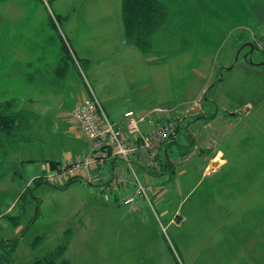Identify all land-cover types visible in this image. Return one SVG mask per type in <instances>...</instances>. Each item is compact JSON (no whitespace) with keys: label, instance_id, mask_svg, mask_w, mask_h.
Returning <instances> with one entry per match:
<instances>
[{"label":"rangeland","instance_id":"obj_1","mask_svg":"<svg viewBox=\"0 0 264 264\" xmlns=\"http://www.w3.org/2000/svg\"><path fill=\"white\" fill-rule=\"evenodd\" d=\"M168 1L169 29L144 55L123 45L120 0H0V101L38 96L31 108L41 116L0 182V240H17L13 264L37 256V236L47 239L43 252L66 230L72 264H264V0ZM50 34L68 37L82 68L71 69L65 86L34 91L19 61L36 62L45 42L49 64L57 55ZM86 86L113 108L164 109L146 123L178 119L168 151L173 174L136 172L147 199L134 194L124 203L118 197L127 191L102 192L106 170L97 185L59 189L40 179V154L69 151L77 160L93 151L65 129L70 95ZM216 157L225 164L210 171Z\"/></svg>","mask_w":264,"mask_h":264},{"label":"built area","instance_id":"obj_2","mask_svg":"<svg viewBox=\"0 0 264 264\" xmlns=\"http://www.w3.org/2000/svg\"><path fill=\"white\" fill-rule=\"evenodd\" d=\"M86 97L76 105L72 117L82 134L91 144L93 151L83 154L82 158L58 163L54 168L48 166L40 178L47 184L61 187L72 179L97 185L101 182L98 169L106 163L120 160L130 174L135 186V195L146 197L149 189L142 186L136 175V160L147 170L160 168L159 147L175 137L178 119L174 117L159 119L148 133L141 131V126L149 117L162 114L164 109H151L144 114L126 111L122 122H114L104 112L101 103L89 86H86ZM112 183L126 186L128 181L123 176L115 175ZM132 194H127L124 203L132 201Z\"/></svg>","mask_w":264,"mask_h":264},{"label":"trees","instance_id":"obj_3","mask_svg":"<svg viewBox=\"0 0 264 264\" xmlns=\"http://www.w3.org/2000/svg\"><path fill=\"white\" fill-rule=\"evenodd\" d=\"M170 9L168 0H121V22L125 42L142 54L149 55L152 52V37L159 32L167 33L169 29ZM56 41L60 44L63 56L53 70V74L56 79H63L69 68L77 69L76 66L81 67V64L78 59H75L69 43L62 34L58 35ZM37 121L38 117L24 109L15 98L0 101V182L10 175L7 158H11L20 144L29 141L25 134L34 128ZM20 163L25 164L24 161ZM161 164L163 169L167 167V163L162 161ZM57 165L58 163L49 162L51 168ZM172 166L170 165V172L173 174ZM13 175L15 174L12 173L11 176ZM76 181L78 180L72 179L65 186L57 188L65 189ZM14 219L13 225L17 227V218ZM71 236L72 232L66 230L59 245L43 252L41 248L47 239L45 236H37L32 240L30 248L39 253L29 263L24 264H72L65 258ZM17 245V240H0V264H13Z\"/></svg>","mask_w":264,"mask_h":264},{"label":"crops","instance_id":"obj_4","mask_svg":"<svg viewBox=\"0 0 264 264\" xmlns=\"http://www.w3.org/2000/svg\"><path fill=\"white\" fill-rule=\"evenodd\" d=\"M121 1V0H120ZM44 36V35H43ZM66 41L69 43L70 45V40L68 39V37L66 35H62ZM72 36V35H71ZM123 36H124V33H123ZM44 38V37H43ZM49 38H52L50 41V43H55L53 45L50 46V48L52 49H55L57 52L56 54L57 55H54V57L52 58V53L49 54V57L51 58V62L49 64H47L45 62L46 60V55H47V50L45 49V47L42 45L44 43H41L37 46V53H40V55L37 57V60L36 62H30L28 59L26 60H22V61H19V62H22V78H23V81L24 83L26 82L27 84H29V89L33 88L34 91L36 89H38L39 91L43 88H47L49 87H53L55 85H61V86H65V84H69L68 80H72L73 79V72L71 71V69L73 68H69L65 77L63 79H56L54 74H53V70L57 67L60 59L62 58L63 54H61L62 50L60 51V44L59 42L57 43L55 37H52V35L50 34V37H48L47 39ZM123 39V45L125 46L126 50L127 49H130V48H133L130 44H127L125 42V39L124 37L122 38ZM48 42V41H47ZM45 44L46 48H48V44ZM48 45V46H47ZM71 47V50H72V53L76 58V55H75V52L72 48V46L70 45ZM132 50V49H131ZM15 51V50H14ZM30 51V50H29ZM25 52L24 54V58L25 57H30L32 55V53L30 52ZM12 52V51H11ZM8 59H12V58H8ZM23 59V58H22ZM24 61V63H23ZM13 62H16V63H13V64H17L18 61L16 59L13 60ZM42 64H45L42 65ZM13 67V65H12ZM46 69L44 71V69ZM71 84V83H70ZM86 89V88H85ZM76 96H74L73 94H76ZM76 93H73L71 96V99L73 100V102L75 103L73 106H72V113L74 111V108L76 107V105H78V103H80L85 97H86V90L85 91H82V89H80V91H76ZM95 94V93H94ZM96 96V94H95ZM41 97V96H40ZM97 97V96H96ZM97 99L99 100V102L101 103L102 105V108L104 109V112L106 113V115L109 117V119L111 121H114V122H122V118H123V114L126 112V111H132V109H128V108H113L111 107L109 104H107L108 100H105V99H102L100 100L98 97ZM38 101V96L34 97L33 95H26L24 97V102L22 104L23 108L28 110L29 112H32L33 114H35L37 117H38V121H41V116L39 113H37L34 109L32 110L31 106H34V104ZM128 106V105H127ZM202 109H204V107L202 106ZM108 110V112H107ZM120 110V112H118ZM134 112V111H133ZM148 112V110H145V111H140V112H134L135 114H144ZM113 113V114H112ZM117 113H119L117 116H114L116 115ZM211 115V113L209 112V110L207 109L206 110V113H204V116L207 117ZM233 116V115H232ZM37 121V122H38ZM70 122H72V124L69 125H66L65 129H66V133H68L71 138L74 140V143L76 145H81L82 147H84L85 149H89V146L91 145H87V144H84V143H81L82 142V137L81 135L82 132L80 131L78 125L76 124V122L74 121L73 117H72V114L70 116ZM152 126H153V123L152 122H147L145 124H143L141 126V131L144 132V133H148L151 131L152 129ZM58 128V127H57ZM60 128V127H59ZM84 136V135H83ZM85 137V136H84ZM86 138V137H85ZM177 140V137H174L172 139H170L169 141L163 143L160 147H159V162L161 163L162 160H163V156L165 157V163H167V167L165 169L162 168V164H160V168L157 169L156 171H149L147 170V168H144L142 167L140 164H139V161L136 160V170L137 172H145V171H149V175H146L147 178L146 179H151V174L152 176L156 175L157 173L159 172H163L165 171L166 173H170V158H169V155H168V151L170 150V146L171 144H174ZM80 142V143H78ZM47 148V146H45ZM92 148V146H91ZM84 151V150H83ZM87 150H85L83 154H86L89 152H86ZM219 156H222V153L221 152H218ZM40 161L42 160V163L44 164L43 168H42V172L41 173H44V171L47 170L48 166H49V162H55V163H62V162H67V161H74V159H76V156H74L71 152L67 151V152H63V153H60V155H56V154H50V155H39L38 156ZM217 162V165L213 168H216L218 167V170L225 164V160L224 159H219L218 157H216L214 160H211L208 167L211 168L213 164H215ZM107 171V174H109V179L108 181L106 182L105 184V188H102L101 191L103 192L104 190H108L109 192H112L115 190V188H119V193L120 192H123V191H127L126 193H123L122 195H120V197H118L121 202L123 201L122 198L124 196H126L127 194H132L134 195L135 194V186H134V183L130 180L129 176L126 178L127 181H128V184L126 186H120V185H116V184H113L112 183V177L115 176V175H118V176H123L125 177L126 176V172L127 169L124 165L123 162H121L120 160H113V161H110L108 163H106V165L104 166L103 169H98L97 171L100 173V171ZM41 171V170H40ZM35 177H38V174H33L32 178L33 180H35L34 178ZM101 177V175H100ZM149 177V178H148ZM151 182V181H149ZM88 184V183H87ZM145 184H149L148 182H146ZM91 185V184H89ZM117 196V195H116ZM138 196V195H137ZM136 198V196H134Z\"/></svg>","mask_w":264,"mask_h":264},{"label":"water","instance_id":"obj_5","mask_svg":"<svg viewBox=\"0 0 264 264\" xmlns=\"http://www.w3.org/2000/svg\"><path fill=\"white\" fill-rule=\"evenodd\" d=\"M217 165V162L215 164L212 165V167L210 168V171L213 169V167H215Z\"/></svg>","mask_w":264,"mask_h":264}]
</instances>
